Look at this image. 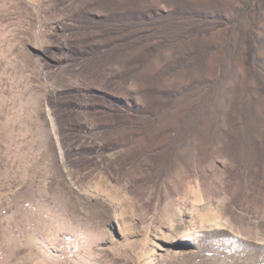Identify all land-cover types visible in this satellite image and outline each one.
I'll return each mask as SVG.
<instances>
[{
	"label": "rangeland",
	"instance_id": "obj_1",
	"mask_svg": "<svg viewBox=\"0 0 264 264\" xmlns=\"http://www.w3.org/2000/svg\"><path fill=\"white\" fill-rule=\"evenodd\" d=\"M0 264H264V0H0Z\"/></svg>",
	"mask_w": 264,
	"mask_h": 264
},
{
	"label": "water",
	"instance_id": "obj_2",
	"mask_svg": "<svg viewBox=\"0 0 264 264\" xmlns=\"http://www.w3.org/2000/svg\"><path fill=\"white\" fill-rule=\"evenodd\" d=\"M31 50H32L33 53H35V54H40V52H39L38 50H36V49H32V48H31Z\"/></svg>",
	"mask_w": 264,
	"mask_h": 264
}]
</instances>
